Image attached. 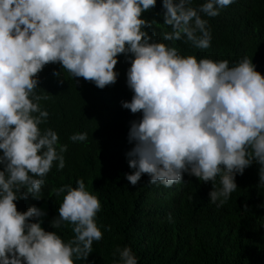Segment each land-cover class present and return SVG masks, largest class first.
<instances>
[{"label":"clouds","instance_id":"1","mask_svg":"<svg viewBox=\"0 0 264 264\" xmlns=\"http://www.w3.org/2000/svg\"><path fill=\"white\" fill-rule=\"evenodd\" d=\"M156 2L0 0V264L87 261L93 242L103 237L95 221L101 202L83 179L75 188L52 190L57 196L66 193L51 226L73 225L75 235L67 243L41 227L45 211L36 206L17 210L18 199L29 194L40 199L37 194L55 161L59 169L65 167L67 145L58 152V134L39 127L49 113L40 108L35 89L48 64L60 63L72 77L103 89L117 81L118 56L131 54L127 86L134 95L122 106L142 113L128 132L134 147L126 156L135 171L125 175L133 186L147 174L149 184L172 187L188 173L212 182L210 201H219L220 207L238 187L236 175L253 161L260 165L259 183L264 184V76L247 57L230 67L228 60L181 56L177 48L153 41L154 33L145 29L155 21L142 14ZM191 2L162 0L163 23L171 26L163 40L186 38L207 49L212 34L200 13L214 18L234 0H206L198 9ZM86 138V133L70 137ZM218 175L222 187L217 190ZM116 251L120 264H138L130 247Z\"/></svg>","mask_w":264,"mask_h":264},{"label":"trees","instance_id":"2","mask_svg":"<svg viewBox=\"0 0 264 264\" xmlns=\"http://www.w3.org/2000/svg\"><path fill=\"white\" fill-rule=\"evenodd\" d=\"M205 2L192 0L191 6L198 9ZM163 12L162 0H157L154 9L142 14L155 21L145 29L150 36L154 33L153 41L177 48L181 56L228 60L230 67L247 57L264 76V0H234L214 18L200 13L212 34L207 49L194 47L186 38L164 41L163 33L170 32L171 26L163 23ZM131 58V54L118 56L117 81L103 89L82 77H72L60 63L48 64L38 74L35 94L41 96L40 108L49 113L39 127L42 132L50 128L58 134V152L67 145L62 153L65 167L59 169L55 161L37 194L40 199L31 194L18 199L17 210L36 206L45 211L41 227L67 243L74 238L73 225L51 226L66 193L57 196L52 190L64 185L75 188L77 180L83 179L86 190L101 202L95 221L103 237L93 242L87 261L75 260L74 264H120L116 250L125 246L132 249L138 264H264V184L259 183L256 161L243 175H236L238 187L220 207L219 201H210L212 182L188 173L172 187L149 184L147 174L135 186L126 179L125 174L135 171L126 156L134 147L128 132L132 121L142 119V113L133 114L122 106L134 95L127 86ZM54 71L60 76L53 75ZM76 133H86V140H71ZM215 187H222L219 175Z\"/></svg>","mask_w":264,"mask_h":264}]
</instances>
